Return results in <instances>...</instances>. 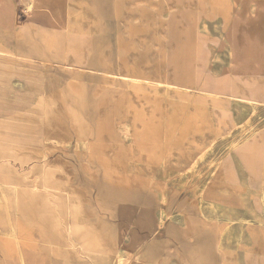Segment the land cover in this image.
<instances>
[{"label": "rangeland", "instance_id": "374dc122", "mask_svg": "<svg viewBox=\"0 0 264 264\" xmlns=\"http://www.w3.org/2000/svg\"><path fill=\"white\" fill-rule=\"evenodd\" d=\"M201 1L210 16H220L224 25L228 22L231 42H221L214 49L206 43L182 45L180 53L187 56L190 51L187 57L193 59L195 67L202 45L206 73L213 69L220 75L228 73V61L216 62L215 55L226 60L229 46L264 43V14L256 24H236V15L225 22L220 14L223 0H197L198 4ZM253 1L231 3L248 11ZM260 27L262 37L255 35ZM233 31L236 39L230 35ZM171 49L167 43L136 45V62H145L136 67L153 72L157 78L137 81L108 74L88 75L85 96L79 100L72 95L65 117L60 93L22 116L33 120L34 127L0 128V153L7 156L8 169L22 172L37 168L39 173L24 176L23 187L9 181L4 192L11 236L17 245L44 256L62 258L63 252H70L66 255L70 260L90 264H162L160 251L150 258L143 255L142 246L149 243L165 208L167 213L175 212L171 216L181 219L186 230L214 232L215 239L210 242L223 264H236L235 256L244 245L257 251L252 254L263 262L264 226L242 207L238 197L242 186L227 180L231 173L223 169L220 159L248 125L264 128V107L241 106L230 124L216 119L213 108L198 102L195 93L165 84L174 81L170 77ZM128 55L126 51L118 57L112 72L130 73ZM184 69L180 68V74ZM185 80L187 84L195 82L193 77ZM100 100L102 107L112 109L97 111ZM229 109L236 111L234 105ZM64 119L70 123L65 129ZM226 130L233 135L225 140ZM237 146L238 153L248 156L257 176L264 179L261 150L248 144ZM68 184L70 189L64 190ZM160 190L168 193L165 205ZM212 202L218 205V213L209 221L205 214ZM135 203L143 207L137 208ZM242 225L247 230L245 237L239 234Z\"/></svg>", "mask_w": 264, "mask_h": 264}, {"label": "crops", "instance_id": "0c3cea01", "mask_svg": "<svg viewBox=\"0 0 264 264\" xmlns=\"http://www.w3.org/2000/svg\"><path fill=\"white\" fill-rule=\"evenodd\" d=\"M172 1L0 0V128L34 127L33 120L27 121L22 116L34 111L44 99L60 93L65 117L72 95L79 100L85 96L83 87L88 75L108 74L137 81L157 78L153 72H143L136 67V64L145 63L135 60L139 43H167L172 48L171 79L193 77V59L182 56L179 48L206 43L209 49H214L221 45L216 24L225 33L229 25L221 23L220 16H210L207 6L201 11L193 7V0H176L180 6L167 13ZM183 2L189 5L184 7ZM223 5L228 21L237 12L243 14L246 10L232 7L231 0H223ZM202 20L206 21L207 31L202 30ZM257 29L255 35L260 33L262 37L263 30ZM126 51L130 53V73L112 72L114 62ZM181 67H185L183 74L179 72ZM111 109L101 104L97 111ZM62 127H70L68 120H63ZM6 160L7 156L0 153V264H18L19 249L67 264H90L70 260L66 256L70 252H63L62 258L54 254L44 256L13 241L4 195L7 183L13 181L15 186L23 187L24 176H38L39 173L37 168L22 172L8 169ZM68 188L70 184L63 189ZM137 204H134L137 208L143 207ZM160 220L149 243L142 246L144 256L152 258L158 250L162 264H223L210 242L215 239L214 232L186 230L175 215L165 217L162 225Z\"/></svg>", "mask_w": 264, "mask_h": 264}, {"label": "bare ground", "instance_id": "6f19581e", "mask_svg": "<svg viewBox=\"0 0 264 264\" xmlns=\"http://www.w3.org/2000/svg\"><path fill=\"white\" fill-rule=\"evenodd\" d=\"M221 4L220 14L227 22L229 20V16L226 13L227 9L223 5V1ZM153 5L155 6V4ZM187 5H189L188 2L182 3V6ZM192 5L197 9L203 8L202 1L198 4L197 0H193ZM176 6L180 5L176 3V0H173L167 6L166 12L169 13ZM248 11L249 13L245 10V12L242 11L244 12L243 14L240 12L235 14L238 20L236 24L242 22L256 24L260 20V15L264 14V0H258V2L254 0ZM202 22V30L207 31L206 21L202 20ZM216 29L219 32V39L222 43L231 42L228 33L226 34L218 24H216ZM230 35L235 38L237 32L233 31ZM253 37L255 38V36ZM186 54L187 56L190 55V51ZM215 61L219 63L228 61V73L220 75L217 69H213L211 73H206L208 71H206V56L204 48L200 45L199 50H197L195 67H193L195 82L193 84L183 82L186 81V78L191 77L188 75L186 78L174 80L172 83L166 82L165 84L172 89L195 93L198 102L210 105L213 108L215 118L224 121L225 124H230L233 118L239 115L241 106L247 108L264 107V92L262 91V89L264 90V43H248L245 47L241 43H236L235 46L228 47L226 60L217 53ZM229 105H234L236 111L230 110ZM232 135L230 130H226L223 137L226 140ZM238 144H248L252 148L261 150L260 156L263 160L260 168L264 170V128L258 130L255 125H248L240 138L230 144L227 154L220 159L223 169H228L231 173L227 180L238 182L242 186V190L238 195L242 207L245 211L250 212L252 217L259 223V226L262 227L264 226V179L257 176L258 173L255 172L256 169L250 163L249 157L238 153ZM159 196L161 202L167 204V191L160 190ZM206 211L207 219L214 221V215L218 213V205L214 202L209 203ZM169 216L171 214L163 209L160 225L164 223L165 217ZM228 216L232 217L231 212H229ZM246 231V227L242 225L239 232L241 237H245ZM261 250V253L264 254L263 245ZM254 252L257 251L250 249L246 245L241 246L235 256L236 264H256L257 262L264 264V260L262 262V260L255 259L252 254ZM17 262L18 264H57L56 259H44L24 249L18 250Z\"/></svg>", "mask_w": 264, "mask_h": 264}]
</instances>
